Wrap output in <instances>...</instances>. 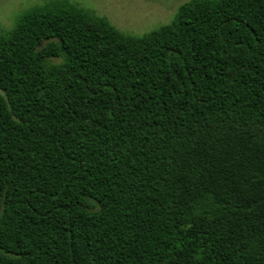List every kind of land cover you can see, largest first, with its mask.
<instances>
[{
  "label": "trees",
  "instance_id": "16d2710c",
  "mask_svg": "<svg viewBox=\"0 0 264 264\" xmlns=\"http://www.w3.org/2000/svg\"><path fill=\"white\" fill-rule=\"evenodd\" d=\"M0 264H264V0L0 33Z\"/></svg>",
  "mask_w": 264,
  "mask_h": 264
},
{
  "label": "rangeland",
  "instance_id": "374dc122",
  "mask_svg": "<svg viewBox=\"0 0 264 264\" xmlns=\"http://www.w3.org/2000/svg\"><path fill=\"white\" fill-rule=\"evenodd\" d=\"M49 0H0V33L9 30L25 10ZM105 18L121 33L144 36L168 24L178 7L189 0H67Z\"/></svg>",
  "mask_w": 264,
  "mask_h": 264
}]
</instances>
